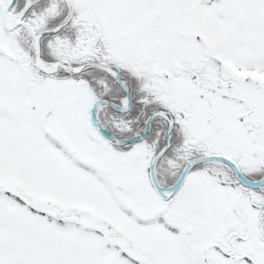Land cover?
Here are the masks:
<instances>
[{"label": "snow or ice", "instance_id": "6c2138e0", "mask_svg": "<svg viewBox=\"0 0 264 264\" xmlns=\"http://www.w3.org/2000/svg\"><path fill=\"white\" fill-rule=\"evenodd\" d=\"M0 264H264V0H0Z\"/></svg>", "mask_w": 264, "mask_h": 264}]
</instances>
